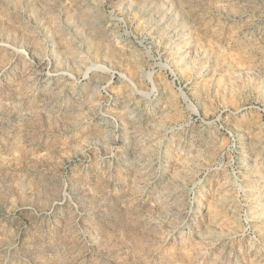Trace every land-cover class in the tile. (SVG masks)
Segmentation results:
<instances>
[{"label": "rangeland", "instance_id": "374dc122", "mask_svg": "<svg viewBox=\"0 0 264 264\" xmlns=\"http://www.w3.org/2000/svg\"><path fill=\"white\" fill-rule=\"evenodd\" d=\"M0 264H264V0H0Z\"/></svg>", "mask_w": 264, "mask_h": 264}]
</instances>
